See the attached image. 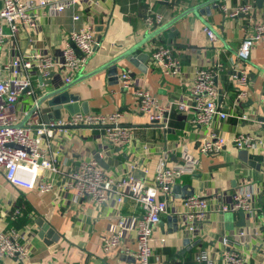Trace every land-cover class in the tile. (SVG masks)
<instances>
[{
    "label": "crops",
    "instance_id": "1",
    "mask_svg": "<svg viewBox=\"0 0 264 264\" xmlns=\"http://www.w3.org/2000/svg\"><path fill=\"white\" fill-rule=\"evenodd\" d=\"M237 4V0H77L58 13L49 7L38 8L35 29L29 33L20 30L16 36L18 51L27 47L30 36L36 48L59 54L71 45L69 36L73 31L89 28L95 39L93 52L72 77L77 82L68 91L77 97L78 104H86L87 113L119 112L121 124L131 130V140L119 145L110 143L101 128H71L56 136L44 148L59 170L69 171L81 160L94 159L113 179L131 173L149 186L164 158L174 164L189 157L197 164L195 172L180 176L175 185L191 186L193 195L211 200L212 208L236 191L253 194L251 216L216 213L210 207L198 232L191 235L180 230L179 219L176 225L172 221V212L183 199L171 193L169 215L161 216L153 232L150 264H199L195 257L201 251L220 260L228 250L239 253L247 264H264V35L253 44L245 65V97L237 98L240 88L229 78L232 67L239 63L236 54L241 42L264 21V0H254L249 12L230 17L229 11ZM150 13L162 17L160 25H147ZM206 26L218 35L215 45L203 32ZM4 29L7 31V27ZM97 37L100 41L96 44ZM158 46L169 48L178 59V74H166L151 62V52ZM9 47L7 41L0 47V64L11 59ZM143 54L148 61L139 58ZM207 68L215 73V101L228 114L226 119L215 118L208 126L195 125L192 113L172 108L167 129L163 130L136 113V89L146 88L161 104L191 101L196 72ZM125 71L132 82L129 89L122 88L119 80ZM65 74L63 68L53 69L44 89L57 85ZM85 75L88 77L78 80ZM38 83L39 78L34 76L36 98L41 95ZM33 101L31 95H21L16 110L29 109ZM242 114L249 119L237 118ZM67 115L61 110V117ZM241 134L252 138L249 148L239 150L233 145L232 138ZM210 135L222 136L225 141L215 156L198 151L200 141ZM241 151L246 153L244 160ZM255 156H261L262 161L255 162ZM249 161L257 163L259 170L249 166ZM44 181L53 185L48 192H40L37 186L31 190L12 187L0 174V229H15L28 250L23 262L1 258L0 264L135 263L133 232L116 248L107 251L103 247V237L119 218H140L134 200L126 197L117 203L114 194L102 204L87 197L76 200L71 190L61 188V174L44 173L38 182ZM15 211L18 214L13 216ZM45 225L53 230L54 241L46 237L45 231L39 236ZM241 230L246 232L245 237L237 236ZM161 238L165 242L158 246L156 242ZM224 238L226 245L222 244Z\"/></svg>",
    "mask_w": 264,
    "mask_h": 264
},
{
    "label": "built area",
    "instance_id": "2",
    "mask_svg": "<svg viewBox=\"0 0 264 264\" xmlns=\"http://www.w3.org/2000/svg\"><path fill=\"white\" fill-rule=\"evenodd\" d=\"M76 1L0 0V47L6 41L9 42L11 53V59L0 64V174L12 187L31 190L37 186L40 192H48L53 188L51 182H38L44 173L61 174L63 177L61 188L71 190L76 200L87 197L102 204L112 194L115 195L117 203L126 197L131 198L140 208V218H119L110 228L108 235L103 237V247L107 251L116 248L129 232H133L136 244L134 264H150L153 232L160 223L161 216L169 215L167 208L172 187L180 176L194 173L197 164L189 157L181 163L174 164H168L164 158L158 164L152 185L148 186L141 178L131 173L118 179L111 178L94 159L81 160L69 171H64L55 166V159L46 156L44 144L56 136L66 134L71 128H101L108 141L115 145L131 140V130L121 124L119 112L108 115L78 112L48 123L41 119L38 98L32 88V78L37 76L41 79L38 87L39 90H43L44 82L52 77V70L63 68L66 74L59 78L58 84L60 86L69 84L74 74L82 70L92 54L94 34L89 28L73 31L69 36L71 45L59 54L36 48L30 36L27 37V47L23 51H18L16 36L20 30L29 33L35 29L38 8L49 7L58 13ZM253 1L237 0L238 4L229 11V16L234 18L241 13L249 12ZM74 19L77 20V16H74ZM161 21L162 17L159 14L150 13L146 17L148 26L160 25ZM4 27H7V31ZM203 32L212 45L218 42V35L213 29L206 26ZM263 35L264 21L257 24L253 34L244 39L239 46L236 54L239 63L232 67L229 76L240 88L237 98L245 97L247 94L248 73L245 65L250 59L253 44ZM150 60L153 64L161 66L166 74L179 73V61L167 47L155 48L151 52ZM214 76L211 68L199 69L196 72L191 101L161 104L146 88L136 89L133 91L136 113L145 117L149 124L159 126L163 130L167 129L172 108L180 113H192L191 121L195 125L208 126L215 118L224 120L228 114L215 101L217 90L213 83ZM119 80L124 89L132 86L128 71L123 72ZM21 95H31L34 101L29 109L18 112L16 105ZM237 118L249 119L244 114ZM22 122V126H19ZM232 143L236 149H246L251 146L252 138L241 134L232 138ZM224 145L222 136L210 135L200 141L198 151L203 155L215 156L222 151ZM225 199L212 208L210 199L192 195L181 201L180 206L173 210L172 216L180 220L182 232L195 235L211 208L216 213L241 212L245 216L253 214L251 192L236 191ZM17 214L15 211L13 216ZM245 235L244 230L237 234L239 237ZM20 238L15 229L5 231L0 229V259L8 258L21 263L27 258L28 250ZM164 240L161 238L156 244L161 246ZM226 242L227 239L224 238L222 244L226 245ZM195 259L199 264H247L246 259L233 250L226 251L220 260L213 259L207 251L199 252Z\"/></svg>",
    "mask_w": 264,
    "mask_h": 264
},
{
    "label": "water",
    "instance_id": "3",
    "mask_svg": "<svg viewBox=\"0 0 264 264\" xmlns=\"http://www.w3.org/2000/svg\"><path fill=\"white\" fill-rule=\"evenodd\" d=\"M195 9H192V11ZM100 41V37H97L96 39V44ZM148 59L146 55H142L139 58H144ZM132 62V61H131ZM134 63V61H133ZM140 69L143 71L144 67H140ZM90 75V74H88ZM88 75L85 76H80L78 78V80L80 79H84L86 77H88ZM39 80H41L39 78ZM77 82V80L71 81L69 84L60 86L59 84L57 85H52L51 89L49 90H39L40 92V96L38 97L37 100V105L40 108V113L42 116V119L45 123L48 122H52L58 118L61 117V110H65L69 115L78 113V112H83V113H87L88 109L86 104L82 103V104H78L77 103V97L74 96L73 94L69 93V89ZM45 105V106H43ZM24 122V121H23ZM23 122L21 124H19V126H22ZM241 158L244 160L246 153L245 151H241ZM252 158V156H251ZM253 159L255 160V162H260L262 161V157L261 156H255L253 157ZM253 161H249L248 164L249 166L253 167V168H258L259 170V166L258 164ZM100 163V160H99ZM172 193L180 199H185L189 196H192L194 194V190L192 189L191 186H179V185H174L172 187ZM240 216L243 218L244 214L240 213ZM178 218L177 217H172V221L175 223L177 222ZM45 231V235L48 239H50V241H54L55 239V235L53 230H51L47 225L42 226V231L40 232L39 236H41L42 232Z\"/></svg>",
    "mask_w": 264,
    "mask_h": 264
}]
</instances>
